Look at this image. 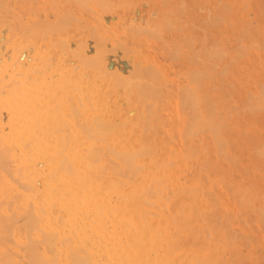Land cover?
<instances>
[{"label": "bare ground", "instance_id": "obj_1", "mask_svg": "<svg viewBox=\"0 0 264 264\" xmlns=\"http://www.w3.org/2000/svg\"><path fill=\"white\" fill-rule=\"evenodd\" d=\"M3 1H5V0H3ZM3 1L1 0V2H3ZM33 1L34 0H32L31 2H33ZM41 1L44 3L43 0H41ZM56 1L53 0L52 2H55V3H57L59 5L60 4L59 2H61L62 0L61 1L59 0L58 2H56ZM71 1H73V3H74V2L79 1V0H71ZM87 1L89 3L91 0H87ZM98 1L100 2V1H103V0H94V1L92 0L90 3L92 5V2L96 3ZM25 2L26 1H24L23 3H25ZM36 2H38V0L37 1L35 0V2H33V3L36 4ZM47 2H49V1H46V5L45 6H47V4H48ZM63 2H66V0L65 1L63 0ZM80 2L82 3V4L80 3L81 6H83L82 8H84V6H86L85 5L86 2L83 3L84 0H80ZM128 2L130 3V0ZM26 3H28V2H26ZM73 3L71 4L72 6H73ZM98 3H96V4H98ZM9 4H10V2H9ZM29 4H30V2H29ZM49 4H51V3H49ZM52 4H53V7H51V8H53L54 11H57V10L54 9V7L56 6V4L55 5H54V3H52ZM52 4L50 6H52ZM164 4H163V7H164ZM169 4H171V3H169ZM31 5H32V3H31ZM61 5H64V3H61ZM68 5L69 4H67V3L65 4V9H66V6H68ZM74 6H75V4H74ZM98 6L99 5H97V9H101V8H102V10H103V8L106 9L105 7H102L101 4H100L99 8H98ZM39 7H41V6H39ZM58 7H60V5ZM70 7L71 6H69V8ZM25 8H27V6ZM48 8H50V7H48ZM69 8H68L67 11H69L71 9V8L70 9ZM28 9H30V7ZM40 9L42 10V8H40ZM65 9L63 11L61 10V14H62V18L61 19L64 20V19H66L67 16H69L65 20V21H67L69 18H71L70 17L71 14H70V12H67ZM86 9H87V7L84 8V10H86ZM89 9H90V7H88V10ZM76 10L78 12L79 9H76ZM76 10L73 7V11L72 12H74V14H75ZM80 10H82V9H80ZM7 11L5 9V12H7ZM9 11L7 13H9ZM24 11H25V9H24ZM48 11H49V9H48ZM64 11H66L68 13L67 16L66 15L63 16ZM89 11H91V10H89ZM89 11L88 12L87 11H84V12L85 13L87 12L86 15H90L93 18L95 13H93V16H92L91 15L92 11H91V13ZM103 11H106V10H103ZM34 12H35V14H37L36 11H34ZM49 12L51 14V10ZM173 12L174 11H172V13ZM31 13L32 12H30V15H32ZM54 13H57V12H54ZM176 13H178V12H176ZM176 13H175V15H177ZM215 13H216V11H215ZM12 14H13L12 16L14 17V12ZM22 14H23V11H22ZM47 14H48V12H47ZM50 14H48L47 17L50 16ZM80 14H77V15H79V17L82 18L81 15L84 14V13H82L81 15ZM185 14H187V12ZM192 14H194V13H192ZM219 14H220V12H219ZM1 15H2V10H1L0 16ZM28 15H29V13H28ZM3 16L6 17V15L3 14L1 16V18ZM7 16H10L11 17V15H7ZM37 16H39V15L37 14L36 17ZM56 16H57V18L59 17L58 14H56ZM190 16H192V15L190 14ZM190 16L188 14V17L189 18H191ZM5 17H4V19H5ZM13 17H12V19H14L16 16L14 18ZM20 17H21L20 15H19V17H16V18H18L17 21L19 23H20V21H19V18ZM32 17L34 18V16H32ZM54 17H52V18H54ZM72 17H74V15ZM171 17H172V15H171ZM52 18L50 20L53 21L54 19H52ZM193 18H192V20H193ZM4 19H2V20L4 22H6V19L7 18L5 20ZM99 19H96V25H97V27H102L103 26L102 24H104V26H103L104 36L106 34H109L108 36L107 35L105 36V37H107V39L110 36H113V37H110V39L111 38H115L117 35L115 36L111 32V29H113L114 27L111 26L112 27L111 28L109 25L106 26L105 25L106 22L103 23V22H101L102 20L100 21ZM169 19H170V17H169ZM176 19H175V21H177ZM198 19L200 20V18H198ZM2 20L0 21L1 22L0 24L1 25L3 24L2 23L3 22ZM8 20H7V23H8ZM15 20H14V22H15ZM50 20L49 21L47 20L48 22H46V23H48L47 24L49 26L48 28H51L49 30L46 27V25L44 26V24H43L46 20L45 21H43V20L39 21V25H40V22H42L41 24L45 28V29H43L41 25L39 26L40 28H37V29H39V31H40L41 28H42L41 30H43V31L45 30V32H43L42 34H41L42 31L41 32H38V30L36 28L33 29V27H35V26H32V24L29 25L30 27H32V29L29 30L28 29L29 26L27 27V24H26V27H27L29 33H30V31L33 32V33L31 32L30 35L31 34L34 35V37L31 36L30 38H32V37L33 38H37V45H39V43H40V40H38V38L41 39L40 37H44V38H45V36L47 37V34H45L47 32H52L53 33V31H52V24L55 23L58 20L57 19L54 20L53 23ZM62 20H59V21L62 22ZM69 20H74V21H72V22H74L72 25H74V24L77 25V23H75L76 22V19L72 18V19H69ZM69 20L66 23H65V21H63L64 24L61 23V22L60 23L59 22H56V23L62 24V25H58V24L56 25L55 24L56 26H55L54 30H57V32L54 31L53 35L55 34V32L56 33H59L63 29L66 31L65 28L67 26H69L68 23L71 22V21L69 22ZM227 20H225V22ZM10 21L11 20H9V22ZM35 21H36L35 23H38L37 20H36V18H35ZM172 21L174 22V19H172ZM217 21H219V20H217ZM32 22H34V20ZM236 22H235V24H237ZM82 23H79V24L81 25ZM92 23L93 22H91V24ZM136 23H137V21H136ZM10 24H13V23L12 22L9 23V26H6V27L10 28ZM18 24H17V26L19 27V25L21 23L19 25ZM49 24H51V25H49ZM66 24H67V26H66ZM165 24L168 26L167 23H165ZM176 24H177V22H176ZM1 25H0V27H1ZM13 25L11 26L12 28L14 27ZM64 25H65V27H64ZM82 25H84V24H82ZM110 25H111V23H110ZM181 25H183V23ZM36 26H38V25H36ZM58 26H61V27H58ZM105 26H106V28L107 27L108 28L106 29ZM133 26L134 25H132V27ZM53 27H54V24H53ZM56 27H57V29H56ZM70 27H72V26H70ZM84 27H85V25H84ZM12 28H10L8 30H11ZM91 28H90V31H91ZM104 28H105V30H104ZM109 28H111L110 29V32L111 33L110 32L108 33V31H107ZM58 29H60V30H58ZM70 29L71 28H69V30ZM80 29H82V26H80ZM130 29H132V28H130ZM12 30H14V28ZM21 30H23V29H21ZM34 30H36V31H34ZM64 30H63V32H64ZM69 30L67 31V33L69 32ZM71 30H70V32H71ZM84 30H85V28H84ZM114 30H115V28H114ZM116 30L118 32V29H116ZM135 30L138 31V28L137 29L135 28L134 31ZM24 31H26V30L24 29ZM24 31H23V33H24ZM86 31L88 32L89 30H86ZM11 32H13V31H11ZM80 32H81V30H80ZM34 33H36V34H39L40 33L41 35H44V36H41L39 34L40 37H35V34ZM92 33L93 34H91L89 36L87 34L88 38H90V36H92L91 39H87L86 37L85 38L87 39V41H91V44L93 43L92 44L93 48L95 47V49H96L97 48V45H98L97 44V38H99V37H97L96 39H94L93 37L97 36V35H95L96 34V31L95 30H92ZM170 33H172V32H170ZM74 34H76V32ZM111 34H113V35H111ZM25 35H27V33H25ZM187 35H189V34H187ZM121 36L119 35L120 39H121ZM5 37H6V35H5ZM25 37L27 38L29 36H25ZM25 37H24V39H26ZM105 37H104V40H102L103 42H105V39H106ZM19 38H15V39H17L15 41L17 42ZM58 38L59 37H57L55 39L53 38L51 40H54V43H56V41H57L58 44H61V43H59L60 41H59ZM92 38H93V40H92ZM101 38H103V35H102ZM117 38H118V36H117ZM137 38L138 37H136V40L139 41ZM11 39L12 38H10L9 41ZM5 40H7V41H5ZM5 40H4L5 41V44H6V42L9 43L8 39H5ZM33 40H35V39H33ZM67 40H65L66 44L64 43V44H61V45L62 46L64 45L66 47L68 45ZM4 41H2V42H4ZM23 41H25V40H23ZM38 41H39V43H38ZM62 41L63 40L61 39V42ZM71 41L73 42V40H71ZM78 41H79V39L77 40V42ZM93 41H95L96 43L93 42ZM116 41L117 40H115V43L118 45L119 42L117 43ZM0 42H1V40H0ZM13 43L15 44V42H13ZM52 43L53 42H51V44ZM94 43H95V45H94ZM101 43H100V45H102V47L103 46L104 47H109V42H108V46L106 45V43L105 44H101ZM124 43L126 44L127 42H124ZM195 43H197V42H195ZM17 44L18 43H16L13 46H16ZM41 44H43V42ZM44 44H43V46L46 45V44L45 45ZM125 44H123V45H125ZM132 44H134V43L132 42ZM137 44L140 45V43H137ZM206 44H205V46H206ZM117 45H116V48H117ZM17 46H16V48H17ZM82 46H83V44H82ZM38 47H39V49H38V51H39L40 50V45ZM47 47H48V45H47ZM83 47L86 48V45L84 44ZM111 47L113 48L112 45H111ZM11 48L16 49L15 47H11ZM67 48H68V46H67ZM87 48L89 50V47H87ZM116 48L114 50L115 51L118 50L119 53L121 51H122L121 53H123V50H125V49H123V50L120 49L119 50V49H116ZM131 48H133V47H131ZM131 48H129V50H131ZM45 49H48V48H45ZM55 49H56V47H55ZM74 49L75 48H72V50H71L72 53L67 54L68 55V58H70L69 55L71 56L73 53L76 52V50L74 51ZM189 49H190V47H189ZM16 50L18 52H20L21 48L16 49ZM43 50L44 49L42 48V50H41L42 52H40L41 54H43V52H44ZM62 50L63 49H61L60 51H62ZM96 50H97L96 58H99L101 56V53L102 52H100V49L99 48H97ZM104 50H105V48H104ZM140 50L141 49H139V51ZM50 51H51V49H50ZM52 51H53V48H52ZM79 51H82L81 50V47H80ZM118 51H116L117 52V55L120 56L121 54H119ZM3 52H5V51H3ZM67 52L69 53L70 50L67 51ZM137 52H134V53H137ZM77 53H78V51L76 52V54ZM83 53H84V51H83ZM88 53H89V56L91 55L93 57V59H92L91 56L89 57L87 55V57H89L88 58L89 60H87V57L85 55H83L82 57H81L80 53H79V55H80L81 58H83L85 56L84 57V59L86 58L85 61H87V63L89 62L90 65H91V62L92 61H96L97 64L99 62V66H97V67H99V70H100L99 73H101L102 69H105L103 67V63H102L103 61L101 59H97L98 61L97 60H94V59H96V58H94V55L92 53L90 54L89 51H88ZM105 53H107V51H105ZM105 53L101 56V58H104L103 56H106V58H107V54H105ZM15 54L17 55V52ZM45 54H48V53H45ZM52 54H53V52H52ZM109 54H110V52H108V55ZM207 54H208V52H207ZM123 55L126 56L127 55V52L125 54H123ZM11 56H13V55H11ZM137 56H139V54ZM202 56L203 55H201V59H202ZM0 57H1V54H0ZM13 57L15 58V55ZM74 57H76V56L74 55ZM108 57H109L108 60L111 62V55L108 56ZM148 57H149V55H148ZM192 57H193V55H192ZM81 58L79 59V57H78L77 59L81 63H84V62H82V59ZM125 58H127V57H123V59H122V55H121V58L120 59H119V57H115V60L116 59H119V60H116V64H117V62L119 63L120 60L122 61L121 63L125 62L124 61ZM143 58H145V57H143ZM205 58H206V56H205ZM205 58H203L204 59V63L202 62V65L205 64ZM2 59H1V62L3 63ZM15 59L17 60V58H15ZM45 59H46V57H45ZM45 59H42V60H45ZM65 59H64V61H65ZM91 59H92V61H91ZM9 61H10V59H8V62ZM79 61H77V62H79ZM106 61L107 60H105L104 62H106ZM126 61H127V59H126ZM209 61H212V60H209ZM37 62H39V61L37 60ZM75 62L76 61H74V63ZM136 62L133 63V65L136 64ZM53 63L55 64V59H54V62ZM56 63L59 64V62H56ZM100 63H102V66L100 65ZM198 63H199V61H198ZM34 64L37 65V63H34ZM38 64H39V66H42L40 64V62ZM57 64H55V65H57ZM97 64L95 62H93L92 65L94 67ZM114 64H115V62H114ZM60 65H62V64L57 65L59 67L58 69H60ZM69 65L71 66L72 64L69 63ZM125 65H126V63H125ZM128 65H129V63H128ZM8 66L9 65L3 66L2 64H0V198H1V195H2V197H5L4 199L3 198L0 199V233H1V242H0V264H160V261H161V264H179V263L181 264L182 262L184 264H223L222 262H224V264H225V262H227V263L229 262L228 264H230V260L232 258L231 259L229 258V261H226V260L225 261H222V259H220V257H219V253L222 254L223 252H221V250L223 251L224 248H222L220 245H218V244H216L214 242V240L217 239V237L220 236V235H218L220 232H218V234H217V232L215 233V236L216 237L214 235H212L213 233L211 234L212 235L211 237H215V239L212 238L213 239V242L215 243V246H213V243H209L208 240L206 242V237H208L209 234L211 233V232L209 233V231L211 229H213V224L214 223L213 222H211V223L208 222V220H207L208 217H209L208 215L211 212L210 211H209V213L206 212L209 209H208V207H206L207 210H205L204 205H203L204 203H203V201L200 200V198L198 197V195H197V199L196 200H198V198H199V200H198L199 202L198 201L196 202V200H194L195 197L193 195L195 194V192H194L195 191L194 189H196L195 186L193 187V190L191 189L192 187L190 188L191 189L190 190L188 188V186L184 185V183L183 184H180L179 185L180 187H177L178 185L176 184L177 186L176 185L175 186L173 185L172 187H175V188L177 187V189L174 188V190H171L173 188L170 187L171 188L170 189V192L171 193H170V192H168L169 191V189H168L169 188V185H168L169 183L166 182L167 183L166 186H167L168 191L166 190V187H164L163 184H161V181L162 182L164 180H168L169 181V178L168 177H170V178L172 177V176H169L170 171L173 172V174H172L173 175V178L172 179H175L176 181L178 180V182H179L178 176L182 174L181 173L182 170L179 171L178 168L184 169L187 166V169H188L189 164H191V165L194 164L193 163L194 161H191V160H194V158H192L190 160V156L189 155L193 156L194 154H197L196 151H194V153L192 154V152H190L189 150H187V147H188L187 145L185 146L186 148L183 147L181 149H180V147L177 148V147L173 146V143H171V141L168 140V139L173 140V134H170V131L172 130L170 127H169V129H170L169 134L170 135H168V134L165 135L166 133L165 134H161V132H160L161 127H159L160 129L157 130L158 133L160 132V134L162 136L165 135V136H168V138H166V141L163 142L165 140V138H164L165 136H163V139H162V137H160V134H158L159 135L158 138H160L159 141L161 142L159 144H162V145L156 144L157 146L154 147V151L155 152H153L152 151L153 148H152V144H151L152 143V140H151L152 139V136H151L152 133L151 132L153 130H155L156 128L151 123L150 125L152 127H154L155 129H151L152 131H149V129H148L149 128L148 122L149 121L152 122L151 120H149V119H151L150 117H149V119H148V117H146L147 119L144 118L143 115H142V117H140L138 114H140L141 112H139V113L137 112L138 114H136V116H134V114H132L131 115L132 117H131L130 115L128 116V114H126L127 111H125L126 113H124V112L121 111V108H119L117 106H114V105H112L113 108H108L107 107L108 109H106V107L102 104L103 107H101L100 109H99V107L98 108L96 107L98 109V111L96 112V110H94V108L92 107L96 103H93V102H91L90 99H88L92 103L90 105L89 104L90 102L86 100L87 97H89V95H90L89 91L91 89L90 90L87 89L86 92H88L89 94L87 93L88 96L83 97L85 99V103L87 102L86 104L87 105L88 104L90 105L89 107L86 108L85 107L86 105L85 104L84 105L82 104L84 102V99L80 97L81 95L79 96L77 94V85L78 84L77 85L75 84L76 86H73L74 84L71 85L70 84L71 81H72L71 79H70V83H68V82L67 83H62L61 82L60 84H58V82H60V81L59 80L57 81V79H60L61 78V74H57L58 77L57 78L56 77L54 78V76H52L53 72L50 71L49 73L50 74L52 73L51 76H50V74L47 73L46 70L45 71H42L45 68L44 65H43L44 68H40L39 70L42 69L41 71L43 72V75H44V73H47V76L50 77V78L47 77V79H49V81L46 80V78L44 79V77H41L43 75L41 73H39V72H38V74L39 75L41 74L40 77L38 76V74L36 72L37 75H33V74H35V73H33L32 74L33 76L31 75L32 78H29V76L26 75L27 74L26 72L20 73V70L15 71L14 69H12V67H8ZM47 66H49V65H47ZM113 66H111V67H113ZM150 66L153 67V65H150ZM188 66H187V68H188ZM200 66H197V67H200ZM101 67H103V68L101 69ZM125 67H127V66H125ZM132 67H129V68L132 69ZM197 67H196V70H198ZM18 68L20 69L22 67L17 66V69ZM83 68H85L84 64H83ZM87 68L88 67H86V69ZM107 68H108V66H107ZM117 68H118V66H117ZM137 68L138 67H136V69ZM77 69L74 70V72L73 71L72 72L73 73L77 72ZM95 69H96V67H95ZM123 69H124V67H123ZM127 69L128 68H126V70ZM145 69H149V67L148 68H144L143 72L145 71ZM150 69H151V67H150ZM153 69H154V67L152 68V70ZM28 70L29 69H27V71ZM56 70H57V67H56ZM68 70H70V69H67V71ZM97 70H98V68H97ZM115 70H116V68H114V70H112L114 72L110 71L112 73H110V72L109 73L110 74H113V73L116 72V74H113V76H115V75L119 76V74H118L119 72H117ZM137 70L139 71V69H137ZM152 70H149L148 72L150 73V71H152ZM199 70H201V67L199 68ZM207 70H208V68H207ZM89 71L87 73H89ZM211 71H213V70L211 69ZM211 71H210V73H211ZM127 72H129V71H127ZM132 72H134V71H132ZM139 72H141V71H139ZM148 72L146 71V72L143 73L144 75L146 74V76L149 77V78H144V79H143V76L144 75H142V78H141V76H140L141 74L136 72L138 75L139 74L140 75H139L138 78H137V75H134V77L137 78V80H135V78L133 77V79L135 80V84L136 83H139V81L142 79V82H143L142 85H146L145 88L150 87V84L149 83H151V80H152L153 77L155 78V76H154L155 73L152 72V74L151 73L149 74ZM56 73H57V71H56ZM79 73H80V71L78 69V72L76 74L78 75ZM109 73H108V75H109ZM124 73H126V72L124 71ZM124 73H122V75ZM136 73H133V74H136ZM156 73H157V71H156ZM194 73H196V72H194ZM67 74H68V72H67ZM90 74L91 73H89V75L88 74L87 75H88V77L91 78L92 76ZM98 74H97V76H98ZM77 75L74 74V76H76L75 78H77V77L79 78V76H77ZM103 75L106 76L105 73H103ZM128 75H130V73ZM128 75L124 74V77L125 76H128ZM148 75H150V76H148ZM157 75L159 76L158 73L156 74V76ZM193 75L195 77H197V75H195V74H193ZM193 75H191V73H190V76L189 75L188 76L191 77ZM59 76H60V78H59ZM66 76H68V75H65V77ZM93 76H95V75H93ZM146 76H144V77H146ZM68 77H70V76H68ZM124 77L122 76L123 79H124ZM189 77H188V79H189ZM211 77H212V75H211ZM213 77H216V74ZM107 78H105V79H107ZM113 78H115V77H112V79ZM116 78L114 79L115 81H116ZM197 78L195 79L193 77L192 80L190 78L189 81L192 82V83L194 82L193 84H195V80H201V81H199V84H202L204 82L202 77H201V79H199L200 77L198 79ZM217 78L220 79V77H217ZM52 79L53 80L55 79V81L57 83L55 81L54 82H55V84H58V85H55L54 82L52 83L51 82V81H53ZM147 79H149L150 81L148 80V82H146V84H145V81ZM193 79H194V81H193ZM87 80H89V79H87ZM114 80H112V81H114ZM130 80H131V78H130ZM143 80H145V81H143ZM206 80H208V79H206ZM96 81H97V79H96ZM112 81L109 82L110 84L108 83L109 86L111 85V82ZM115 81H114V83H115ZM125 81H126V78H125V80H123V82L125 83ZM98 82L97 83L100 85V82L101 81L99 80ZM118 82H120V80ZM153 82H154V80H153ZM153 82L151 84H153ZM155 83H157V82L155 81ZM196 83H198V81H196ZM208 83L212 84L211 81H209ZM108 84H107V86H108ZM116 84H117V87L120 86L119 85L120 83H117V81L113 85L116 87ZM121 84H123V83L121 82ZM218 84L220 85V83H218ZM104 85H105V82H104ZM123 85H125V84H123ZM181 85H183V83ZM87 86L89 88H92V89L94 88V85L92 83H90V82L87 84ZM131 86L134 87L133 85H130V87H128V89L130 88L133 91V89L131 88ZM154 86H157V85H154ZM183 86L181 87L182 89H180V87H178V89L181 90L180 91L181 93L184 90L185 92L184 91L183 92L187 95V92L189 90L187 89L188 90L187 91L185 89L186 86H184V88H183ZM199 86H200L199 89L201 91V89H202L201 86L202 85H199ZM204 86H206V84ZM204 86H203V88L206 90V88ZM135 87H136V85H135ZM141 87L142 86H140L138 84L137 88H135V89H139ZM151 87H150V89H151ZM100 88H102V86ZM119 88L120 89H118L117 92H119V90L121 92V89H122L121 86ZM158 88H160V87H158ZM108 89H109V87H108ZM147 89H146V92L148 91ZM195 89H196V91H195ZM208 89H210V88H207V90ZM127 90H126V92H127ZM152 90H153V88H152ZM197 90L198 89L196 87H193V91L191 90L192 93H190V94H193V93L197 92ZM207 90H206V92H207ZM81 91H82V89H81ZM93 91H94V89H93ZM110 91H109V94H111ZM202 91H203V93L201 95L199 94L200 96H202V97L199 98V100L196 99V98H198L199 95L197 97L195 96V98L193 97L194 99H196V102H198V103L195 104V102L193 101L194 102V106H197V104H202L201 102H203L202 101L203 95L206 98V95H207V94H205L206 92H204L203 89H202ZM209 91H211V90H208V93H209ZM129 92L130 91L127 92V95H128ZM136 92H135V94H136ZM214 92L215 91L213 90V93ZM106 93H107V91H106ZM138 93L139 92H137V94ZM145 93H143V94L145 95ZM150 93H147V95H145L147 97L146 98L143 97L142 100L143 99L146 100L147 98H149L148 95L149 96L150 95H154V94H150ZM184 93H183V95H181L179 97V99L182 96H184ZM210 93L213 94L212 92H210ZM123 94L120 93L119 94L120 97H122L121 95H123ZM133 94L134 93H130L129 94V98H130V95L132 96ZM220 94H221V92H220ZM117 95H118V93H117ZM127 95H126V93L124 94L125 98H126ZM209 95L210 94H208L207 96H209ZM140 96L142 97L143 95L141 94ZM140 96H139V98H140ZM154 96L157 97L156 94ZM218 96H221L222 99L224 97V96L222 97V94L221 95H218ZM90 97H91V95H90ZM133 97L135 98V95ZM136 97H137V95H136ZM150 97H152V96H150ZM213 97L214 96H210V99L213 98ZM215 97H216V95H215ZM185 98H186V96H185ZM187 98H186V100H187ZM217 98H219V97H217ZM114 99H117L116 96H115V93H114ZM121 99L123 100L124 98H121ZM121 99H118V100L122 101ZM118 100H117V103L120 102V101L118 102ZM142 100H140V101H142ZM145 100H143L142 102H140L137 99V102L136 103H139L140 102L141 104H143V107H145L144 105H146L145 103H147V102H145ZM152 100L149 99V101H150L148 103L149 105H151V103H152L151 101ZM188 100H189V98H188ZM220 100L221 99H219L217 101H220ZM125 101H124V103H125ZM132 101H134L133 98H132ZM180 101H182V99ZM204 101H205V99H204ZM214 101H215V98H214ZM217 101H216V103L214 102L215 104H213V103L212 104L213 105H216V104L218 105V102ZM74 102L77 103V104H79V105H81V111H82L81 114L80 113L76 114L72 110V108H71L72 105L75 106L73 104ZM101 102H105V99L103 98L101 100ZM183 102H185V101H183ZM188 102H190V101H188ZM188 102H187V104H188ZM122 103H123V101H122ZM128 103H129V101H128ZM219 103H223V102L221 101ZM98 104H99V102H98ZM187 104H186V107H188ZM252 105H254V104H252ZM201 106H203V105H201ZM250 106L249 107L246 106V107L250 109L252 107V106L251 107ZM149 107H150V109H149ZM149 107H148V109L152 113V111H154L155 108L153 107V109H152V106H149ZM204 107H207V110H208V108L210 106H207V105L205 106V104H204ZM134 108H137V107H134ZM139 108L140 107H138L137 109L139 110ZM163 108H164V106L162 107V109ZM189 108H190V106H189ZM213 108H215V106ZM145 109L148 110L147 108H145ZM151 109H152V111H151ZM193 109H194V111L196 110L195 107ZM199 109H198V111H199ZM210 109H211V107H210ZM123 110H125V109H123ZM158 110H159V107H158ZM177 110H178V108H177ZM189 110H191V109H189ZM228 110H230V109H228ZM99 111H101V112H104L105 111L108 114V116H109L108 118H112V120H114V126H112L110 128H106L105 125L99 127L96 124H94L92 122V117H94L96 119H100L101 118V112L99 113ZM145 112H143V113H145ZM154 112H157V110L154 111ZM178 112H180V110H178ZM196 112H197V110H196ZM219 112H221V111H219ZM89 113H90L91 117H90ZM149 113H148V115H147V113H145L146 116H152V115H149ZM197 113H199V112H197ZM235 113H236V115L238 114L237 112H235ZM145 114H144V116H145ZM184 116H186V115H184ZM210 116L212 117V114ZM196 117H198V115H196ZM102 118H104V117H102ZM158 118H159V116L157 115V119ZM185 118H187V116ZM189 118L190 117H188L187 120ZM199 118H197V119H199ZM205 118H206V120H209L208 121L209 123L212 122L211 119H207V116ZM231 118H233V117H231ZM41 119L43 120V123H40V120ZM163 119H165V118H163ZM184 119H183V122H181V123H180V120L179 119L176 118L175 120L182 125L185 122ZM214 119L215 118H213V121H217V124L220 123V122H218V120H214ZM175 120L173 121L174 122V127H175L176 124H178V123H176ZM190 120H192V119H190ZM206 120H204L203 122H205ZM96 121H99V120H96ZM199 121H200V119H199ZM199 121H198V124L197 125H199L200 123H203L201 121L199 123ZM234 121H235V119H234ZM101 122H103V121H101ZM168 122H169V120H168ZM230 122H232V121H230ZM236 122L237 121H235V123ZM260 122L262 123L261 120H260ZM171 124H172V121H171ZM195 124L196 123L193 122V125L192 126H194ZM234 124H231V125H234ZM250 124H253V123H250ZM186 125L184 124V125H182V127L184 126V130L189 131L190 128L188 129ZM197 125L194 126V127H196V128L199 129L200 126H197ZM229 125H230V123H229ZM146 126H147L148 132H150L149 133L150 135L148 134L149 136L144 133V131L146 129ZM177 126H179V124ZM204 126H202V127H204ZM211 126L214 129V131L216 130V132H213V133H216L217 134L218 128H216L213 125H211ZM221 127L222 126L220 125V128ZM164 128L162 130H164ZM204 129L206 130V128H204ZM227 129H229V128H227ZM227 129H226V131H227ZM180 130H179V132H180ZM102 131L105 132V133L103 132L104 135L101 134ZM172 131L174 132L175 130H172ZM234 131H236V128H235ZM156 132L153 131V137L156 136V135L154 136V134H156ZM192 132H193V127H192ZM192 132H191V134H192ZM211 132H210V134H211ZM219 132H220V134H217V135L215 134L216 135V138L215 139H217V136L218 135L219 136H225L226 135V133H225V135H223V132H225L224 129H222V135H221V131L220 130H219ZM186 133H187V136H188V132H186ZM195 133H197V132L194 131L193 136L194 135L196 136ZM227 133H229V132H227ZM234 134H236V133H234ZM238 135H241V134H238ZM219 136H218V139H219ZM229 136H230V133H229ZM198 137H200V136H198ZM158 138L156 136V139L157 140L155 139L156 140L155 142L158 141ZM177 138H178V133H177L176 138H174V139L176 140ZM221 140H218V141H221ZM98 142H99V144H98ZM172 142L175 143V141H172ZM178 142L181 143V141H178ZM211 142L212 141H210V143ZM222 142H223V140H222ZM170 143L172 144L173 147L171 146ZM226 143L229 144L227 141H225V143L223 142V144H226ZM249 144H250L249 148L251 147V149L253 148L251 146V144L252 145L253 144L255 145V143L254 142L252 143V141ZM195 145H199V144H195ZM206 145L208 146L209 143L206 144ZM211 145H213V144H211ZM216 145H218V144H216ZM246 145H247V143H246ZM246 145H245V147H246ZM160 146L161 147L163 146L162 147L163 149ZM226 146L228 147V145H226ZM257 146H259V145H257ZM257 146H255L254 148L257 149V150H260V149H258ZM158 147H160V152L159 151H156V150L159 149ZM174 147L177 148V149H175ZM194 147H197V146H194ZM221 147L223 148V146H221ZM201 148H203V147L201 146ZM255 149L254 150L252 149L251 152L253 153V151H255ZM205 150H207V148ZM257 150H256V152H257ZM149 151L152 152V157L150 155H148ZM230 151H232V150H230ZM259 152H261V151H259ZM111 153H112V155L114 154L115 157H117V158L115 159L111 155ZM223 153H224V151H223ZM203 154H205V153H203ZM203 154H202V156H203ZM206 155H207V152H206ZM233 155H234V153H233ZM257 155H259L258 152H257ZM109 156H110V158L112 157L111 159H115V160H118V161H119L118 158H120L121 160L119 162H121L122 165H123V163H125L127 165L126 169L128 168L127 170H129V173L134 174V178L136 177V179H137V180L134 179L133 176L131 174H129V175L132 176V179L130 178L129 180H133V182L136 180L135 181L136 184L139 182V184H137V185L135 184V182H134V185H132L133 184V182H132V184H131L132 186H131L130 185V181L128 180V183H129L130 186H128V185L124 186L123 184H125V183H123L122 186L121 185H118L120 188H116V189H118L119 195L122 196V197H125L126 196L125 198H128V199H125V200H128V201H125V202L119 201L120 204L117 207H110L112 205L109 206V204H107V201H106V199H107V197H106L107 196V193L104 191V188L107 187V184H108L109 180L107 179V176H105L106 173H104L103 170L105 169V167L108 166L107 168H109V167H111L113 165L110 166V165H108L109 163H107L105 161H104L105 164H103V161L102 160H104V159L106 160L107 158H109ZM260 156H262V155L260 154ZM196 157H195V159H196ZM228 157H229V155H228ZM199 158H200V156H199ZM259 158L257 157L258 160H259ZM230 159H233V158L232 157H229V161H231ZM110 160H109V162H110ZM115 160H114L115 163H119V162H116ZM201 160H202V158H201ZM114 162H112V164ZM198 162H199V160H198ZM209 162H210V160H209ZM209 162L206 161V163H209ZM121 163L119 165H121ZM202 163H203V160H202ZM202 163L200 161V164H202ZM206 163H204L202 165L206 166L207 165ZM196 164L198 165V163H196ZM119 165L117 164V166H116V164H115V166L117 167L116 170L114 169V168H116L115 166H114V168H111L112 170L113 169L115 170L114 173H116V171H118V169H119L118 166ZM197 165H195V166H197ZM172 166H174V169L172 168ZM214 166L216 167V165H214ZM27 167H30L31 169L30 168L29 169L32 170V172L31 171H27ZM103 167H104V169H103ZM169 167L171 168V170L168 169ZM197 167L199 168V166H197ZM210 167H212V166H210ZM194 168L197 169L196 167H194ZM111 169L110 168L107 169L108 170V174L109 173H112L113 174V172H109ZM195 169H193V171ZM203 169L204 168L202 167L201 170H203ZM201 170L199 168V171L200 172H201ZM205 170L207 171V168ZM193 171H192V173H193ZM211 171H209V172H211ZM101 172L103 173V175L99 174ZM202 172L205 173V171H202ZM122 173L124 174V172H122ZM126 173H128V172L126 171ZM213 173H214V171H213ZM215 173H217V175H218V172H215ZM32 174H34L35 176L32 175ZM117 174H115V175H117ZM123 174H122V176H123ZM194 174L196 175L197 173L194 172ZM37 175H43V180L44 181L42 182V187H40V188H39L38 185L41 184V182H39V180H37ZM210 175H211V173H210ZM104 176H105V178H103ZM118 176H120V175L118 174ZM131 176H129V177H131ZM199 176L202 177L203 174H202V176L199 174ZM199 176H197V178L200 180ZM204 176H206V175H204ZM108 177H109V175H108ZM193 177H196V176H193ZM219 177L220 176L218 175V178ZM207 178L208 177L206 176V181L209 179V178L208 179ZM40 179H42V178H40ZM106 179H107V182H106ZM109 179H111V178L109 177ZM116 179L117 178L114 177V182H115ZM124 179H125V177H124ZM112 180H113V176H112ZM120 180L121 179H119V180L117 179L116 181L119 182ZM122 180H123V178H122ZM159 180H161L160 183L158 182ZM219 180H220V178H219ZM206 181H205V184H206ZM227 181H230V180H227ZM172 182H173V180H172ZM178 182H176V183H178ZM214 182L215 181H213V183ZM113 183L111 185L109 184L108 187H111L113 185ZM158 183L161 184V186ZM198 183H200V184L203 183L202 182V179ZM172 184L173 183H171V185ZM113 186H116V184L113 185ZM201 187H204L203 184L201 185ZM113 188H115V187H113ZM187 188H188L189 191H187ZM185 189H186V191H185ZM151 191L153 193L152 194L153 196L151 195V198L154 197V199H155V201H154V199L153 200L151 199L153 202L152 201L149 202V194L151 193ZM5 199H6V202H4ZM208 199L209 198H207V200ZM117 200L118 199H116V201H115L116 203H117ZM52 205H55V207L57 206V208L59 210L63 211L64 213H62V214H65L64 215L65 217H59V215L57 214L56 210L54 209L53 212L56 213V215H55L52 212V209H51V206ZM212 207H214V206L212 205ZM212 207H210V208H212ZM212 210L214 211V209H211V211ZM151 211L152 212L154 211V213L156 212V214H153L154 220H155V217H157V216L160 217L159 221H158V218L159 217H157V219H156L157 222L156 223H155L156 220L155 221H152L153 218L151 219V216H150V212ZM114 214H116V215H114ZM206 214H208V215H206ZM211 214L213 215V212ZM155 215H157V216H155ZM205 215H206V217H205ZM223 217H224V215H223ZM211 218H213V217L211 216L210 219ZM167 224H169V226H166ZM210 225L212 226L211 228H209ZM217 228H215V231H216ZM170 230L173 231V232L175 231V233L176 232H181L180 235L182 234L183 236H181L180 240L179 239L177 240L175 238V236H176L177 233L174 234ZM196 230H199L200 231V232L198 231L199 234L197 233L199 236H201V234H200L201 232L204 234L201 237H203L202 238L203 240L205 239V241H204L205 243L202 242L203 241L202 239H200L201 240V243H202V244L200 243L201 246L198 245L199 243L198 244L196 243L197 240H199V237H197L198 235L196 237H194V238H197V240L191 239L192 238L191 235H193L192 233L195 234L194 231H196ZM207 230H209L208 231V233H209L208 236L205 235V231H207ZM221 230L222 229H219L218 231H221ZM213 231H214V229H213ZM157 233L158 234L159 233L162 234V236H163L162 237V243H159V242L156 243V241H155L154 238H155V235ZM158 234H157V236H158ZM225 234H227V233H224L223 232L222 236H224ZM180 235L178 234L179 237H180ZM235 235L237 236V234H235ZM225 236H226L225 237V240H227V238L229 236L228 235H225ZM211 237L209 236V240H210ZM217 240L220 241L221 239L219 240V238H218ZM190 241H194L193 244H195V245L193 246V248L195 246L197 248H200L197 251V253L195 251L197 249H195L194 252L193 251L190 252L188 255H184V254H182L179 251H175V249L177 247L175 243L180 244V246L182 245L183 248L184 247H187L188 248L187 242H190ZM198 242H200V241H198ZM221 242H223V241H220V243ZM146 246H148L147 249H150L151 248L150 249L151 251L147 250L145 248ZM226 246L227 245H225V248H226ZM227 247H228V249H231L232 248L233 249V250H231V251H233L232 253L235 252V255L236 256L238 255V251L236 250L238 248H235L234 247L235 248L234 249L233 246L231 248H229V246H227ZM226 251H224V252H226ZM235 255L233 257H235ZM231 256L232 255L230 254V257ZM243 261H244V259H243ZM231 262H232V260H231ZM234 262L236 264V261H234ZM237 264H243V263L242 262L241 263H238V261H237Z\"/></svg>", "mask_w": 264, "mask_h": 264}, {"label": "rangeland", "instance_id": "obj_2", "mask_svg": "<svg viewBox=\"0 0 264 264\" xmlns=\"http://www.w3.org/2000/svg\"><path fill=\"white\" fill-rule=\"evenodd\" d=\"M24 1H26L28 3H26V2L23 3ZM31 1L32 0H22V1L21 0L20 1L19 0L18 1L17 0H9V1L5 0V1L1 2V0H0V8H1L0 9V13H1V10H2V15L3 14L6 15V17L3 16L2 18H1V16H2L1 15L0 16V21L2 19H4V17H5V19L7 18L6 22H4L2 20L3 24L2 25L0 24L1 27H2V28L0 27V36H1L0 37V40H1V42H0V48H1L0 52L1 53L0 54H1V57L3 58L2 59L0 57V64H2L3 66L9 65L8 67H12V69H14L15 71L20 70V73L26 72L27 73L26 75H28L29 78H32L33 75H37L38 72L43 75L42 71H45V70H46L47 73H49L50 71L53 72V74L52 73L51 74H52V76H54V78L58 77L57 74H61V78L59 76L60 79H57V81L58 80L60 81V82H58V84H60L61 82L62 83H67V82L70 83V79L72 80L71 83H70L71 85L74 84L73 86H76L78 84L77 85V94L79 96L81 95L80 97L83 98V97L88 96V94L90 93L91 97L89 95L90 98L87 97L86 100L89 101L88 99H90L91 102L96 103L95 105L92 106L94 108V110H96V112L98 111L97 108L99 107V109H100L101 107H103V105L106 107V109L113 108L112 105L117 106V107L121 108L122 112L126 113L125 111H127L126 114H128V116L129 115L131 116L132 114H134V116H136V114L141 112L140 113L141 115L138 114L140 117H142V115H143L144 118H146V117H148V119H149V117L151 118L149 120H151L152 122H150V121L148 122L149 131H152L151 129H155L156 128L155 130H153V131L156 132L157 130L160 129L159 127H161V130H160L161 134H165V133H166L165 135L173 134V140L168 139V140L171 141V143H173V146H175L177 148L180 147V149H181L183 147L186 148L185 146L187 145L188 146L187 150L192 152V154L194 153V151H196L197 154H194L193 156H191V155H189V156H190V160L192 158H194V160H191V161H194L193 163L195 165H197L196 163H198L197 166H199L200 170L202 169V167L204 168L203 170H201V172L199 171V168L197 166H195L194 164L193 165L189 164V166L190 165L191 166L190 167L188 166V169H187V166L184 169L178 168L179 171L182 170V172H181L182 174L178 176L179 182H178V180L176 181L175 179H172L173 178V175H172L173 172L172 171H170V173H169V176H172L171 178L168 177L169 181L168 180H164L162 182L161 180H159L158 182L160 183V181H161V184H163V186L166 187V190L168 191V189H169L168 192H170V189H171L170 187H172L173 185L175 186L176 184L178 185V186L176 185L177 187H180L179 185L184 183V185L188 186L189 189L192 187L191 188L192 190H193V187L195 186V188L197 190L194 189L195 190L194 191L195 194L193 195L195 197V198L193 197L194 200L197 199V195H198L200 200L203 201V203H204L203 205H204L205 210H207L206 207H208V209H209L206 212H208V213H209V211L211 213L213 212V215L211 213L209 215L208 214H206V215L209 216L208 219H207L208 222L209 223H211V222L214 223L213 224L214 231H213V229H211V230L209 229L210 231L209 230L205 231V235L208 236V234L211 232L209 234V236L211 237L212 235L215 236L216 232H217V234H218V232H220L218 234L220 236L217 237V239L219 238V240L221 239L220 241H223V242L220 243V241L215 239L216 236L215 237H211L210 240H209V236L208 237L205 236L206 237V242L208 240L209 243H213V246H215V243H216V244L220 245L222 248L225 249V250L223 249V251L221 250L222 248L220 249L221 252H223L222 254L219 253V257H220V259H222V261H225V260L229 261V258L230 259L232 258L231 259L232 262L230 260V264H235L234 261H236V264H237V261H238V263L242 262L243 264H264V162H263L264 161V159H263L264 158L263 157L264 156V0H161L162 2L160 0H130V3L128 2L129 0H103V1H100V2L98 1L99 3L96 2L98 4L92 2V5L90 3L92 0L89 3H88L87 0H84L83 3L86 2L85 3L86 6H84V8L87 7L86 10H84V8H82L83 6H81L82 3L80 2V0L76 1L74 3L71 0H66V2H63V0L62 1L60 0L61 1V2H59L60 3L59 4L60 7H58L59 5L57 3L52 2L53 0L52 1L51 0H43L45 4L41 0H38V2H36L37 5L35 3H33V2H35V0L33 2H31ZM46 1H49V2H47L48 3L47 6L50 7V8L45 6L46 5ZM58 1L59 0H57L56 2H58ZM70 1L73 3V6L71 5L72 3ZM9 2H10V4H9ZM29 2H30V4H29ZM31 3H32V5H31ZM49 3H51V4L54 3V5L56 4L54 9L57 10V11H54L53 8H51V7H53V4H52V6H50L51 4H49ZM61 3H64V5H61ZM66 3L69 4V5L66 6V9H65V4ZM169 3H171V4H169ZM74 4H75V6H74ZM100 4H101L102 7L106 8V9L103 8V10H106V11H103L102 8L101 9H97V5L100 6ZM163 4H164V7H163ZM25 5L27 6V8H25L26 7ZM39 6H41V7H39ZM69 6H71L70 7L71 9L69 8ZM99 6H98V8H99ZM29 7H30V9H28ZM73 7H74L75 10L79 9L78 12L76 10L75 14H74V12H72L73 11ZM88 7H90L89 10H91L92 13H91V11L88 10ZM4 8L6 9V11L10 10L9 13H7L8 11L5 12ZM40 8H42L43 11ZM68 8L71 11L70 10L67 11ZM24 9H25V11H24ZM48 9H49V11L51 10V14L48 11ZM64 9L67 12H70V14L72 16L74 15V17H72L70 15L71 18H69V19H72V18L76 19L75 23H77V25H75V24L72 25L74 23L72 21H74V20H69L68 19L69 22L71 21L70 22L71 24L68 23L69 26H67V24H66V26H67L65 28L66 31L62 28L64 30V32H63V30H61L59 33H56L57 30H54V28L58 24L56 22H59V23L61 22V21H59V20H62L61 19L62 18L61 10L63 11ZM80 9H82V10H80ZM52 10L54 12H57V13H54ZM214 10L216 11V13L217 12L218 13L216 14ZM22 11H23L24 15L22 14ZM34 11H36V13L40 17L39 16L36 17L37 14H35ZM66 11H64L63 16H65V15L67 16L68 15V13ZM84 11H87V12L89 11L92 16H93V13H95L94 17L92 18L90 15H86L87 12L85 13ZM172 11H174L173 12L174 14L172 13ZM11 12L12 13L14 12V17L15 16L19 17V15L21 16L20 17L21 19L19 18V21H20L21 24L17 21L18 18H16V17L14 18L12 16L13 14ZM27 12L29 13V15H28ZM30 12H32L31 13L32 15H30ZM47 12H48V14H50V16H48V17H47V15H48ZM176 12H178V13H176ZM186 12H187V14H185ZM219 12H220V14H219ZM80 13L81 14L84 13V14L81 15ZM175 13L177 15H175ZM192 13H194V14H192ZM56 14H58V16H59L58 18L56 16ZM77 14H80L83 19L81 17H79V15H77ZM188 14H189V16H190V14L192 15V16H190L191 18L188 17ZM7 15H11V17L7 16ZM171 15H172V17H171ZM32 16H34V18ZM12 17L14 19H12ZM52 17H54V18H52ZM67 17H69V16H67ZM67 17H66V19H67ZM169 17H170V19H169ZM35 18H36L38 23H35L36 22ZM51 18L54 19V20L57 19L58 21L53 23L54 20L53 21L50 20ZM192 18H193V20H192ZM198 18H200V20ZM8 19L11 20V21L9 22ZM66 19L62 20L61 23L64 24L63 21H65ZM96 19H99L100 21L102 20L101 22H103V23L106 22L105 23L106 26L109 25L110 27L111 26L114 27L115 30H114V28L111 29L112 28L111 27L107 31L109 33L110 29H111V32L115 36L117 35L118 38L116 36L115 38H111L110 39V37H113V36H110L108 38L109 39L108 40L107 37H105V36L106 35L108 36L109 34H106L104 36V33H103L104 24H102L103 25L102 27H97ZM172 19H174V22L172 21ZM175 19L177 21H175ZM7 20H8V23H7ZM14 20H15V22H14ZM33 20H34V22H32ZM38 20L39 21H41V20L45 21L46 20L43 24H44V26L46 25L47 28L49 26L47 25L48 23H46V22H48L50 20L54 24V27H53V24L51 23L52 24V31H53V33H54V31H56L55 32L56 35L55 34L53 35L52 32H47V33H45V34H47V37L46 36H45V38L44 37H40V35L43 32H45V30L43 31L41 29L42 28L45 29V28L41 24L42 22H40V25L42 26V28L40 29V31H39V29H37V28H40ZM217 20H219V21H217ZM225 20H227V21L225 22ZM67 21H65V23ZM136 21H137V23H136ZM11 22L14 25L10 24V28H12L11 26L13 25L14 26L13 27L14 30H12L13 28L11 30H8L10 28L6 27V26H9V23H11ZM91 22H93V23L91 24ZM176 22H177V24H176ZM235 22L237 24H235ZM79 23L84 24L85 27H84V25H82V24L80 25ZM110 23H111V25H110ZM165 23H167L168 26ZM182 23H183V25H181ZM17 24L19 25V27L17 26ZM26 24H27V27L30 24H32V26H35V27H33V29L36 28L38 30V32L42 31L41 34L39 33L40 35L34 33L35 37H40L41 38V39L38 38V40H40V43L38 41V43L40 45V50L39 51H38V49H39L38 46L39 45H37V38H33L34 35H32V34L30 35V33L32 31H30V33L28 31V29L31 30L32 27L29 26L28 29H27ZM51 24H49V25H51ZM36 25H38V26H36ZM58 25H62V24H58ZM79 25L82 26V29H80ZM132 25H134V26L132 27ZM70 26H72V27H70ZM106 26H105V28H106ZM58 27H61V26H58ZM64 27H65V25H64ZM89 27L90 28L92 27L91 31H90ZM69 28H71V29L73 28L72 30L70 29L71 32H70ZM84 28H85V30H84ZM105 28H104V30H105ZM130 28H132L133 30L130 29ZM135 28L136 29L138 28V31L137 30L134 31ZM21 29H23V30H21ZM24 29L26 31H24ZM49 29H51V28H48V30ZM56 29H57V27H56ZM60 29H58V30H60ZM116 29H118L119 33L117 32ZM68 30H69V32L67 33ZM80 30H81V32H80ZM86 30H89V31L87 32ZM92 30H95L96 31L95 35H97V36H95L93 38L94 39H96L97 37L100 38V39L97 38V44H98L97 48H99L100 52H102L101 56L105 53V51H107V53H105V54H107V58H106V56H103L104 58H101V56L99 58H96V53H97L96 49L97 48L96 49H95V47L93 48V46H92L93 43L91 44V41H87V39H91V37H92V36H90V38H88V36L94 33V32L92 33ZM11 31H13V32H11ZM23 31H24V33H23ZM34 31H36V30H34ZM75 32H76V34H74ZM170 32H172V33H170ZM25 33H27V35H25ZM23 34L25 36H29V37L26 38ZM87 34H88V36H87ZM113 34H111V35H113ZM187 34H189V35H187ZM5 35H6V37H5ZM61 35L62 36L64 35V36L62 37ZM102 35H103V38H101ZM119 35L120 36L122 35L121 39H120ZM23 36L26 39H24ZM31 36H33V37L30 38ZM41 36H44V35H41ZM57 37H59L58 38L59 41H60L59 43H61V44H64V43L66 44L65 40L68 39L67 40L68 48H67V46L65 47L64 45L62 46L61 44H58L57 41H56V43H54V40H51V39H53V38L55 39ZM104 37L107 39V40L105 39V42L102 41V40H104ZM136 37H138L137 39L140 42L136 40ZM10 38H12V39L9 41ZM15 38H19L17 42L15 41V40H17ZM93 38H92V40H93ZM5 39H8L9 43L6 42V44H5V41H7ZM33 39H35V40H33ZM61 39L63 40L62 42H61ZM78 39H79V41L77 42ZM114 39L117 40L116 41L117 43L119 42L118 45L115 43ZM23 40H25V41H23ZM69 40L70 41L73 40V42L72 41L70 42ZM2 41H4V42H2ZM13 42H15V44L18 43L17 44L18 46L16 45L17 48H16V46H13V45H15ZM42 42H43V44L45 43L46 45L44 44L45 46H43V44H41ZM51 42H53V43L51 44ZM93 42H95V41H93ZM108 42H109V47L110 48L103 46L105 48V50H104V48L102 47V45H100V43L101 44H105L106 43V45L108 46ZM124 42H127V43L125 44ZM132 42L134 44H132ZM195 42H197V43H195ZM95 43H94V45H95ZM137 43H140V45L137 44ZM82 44H83V46L85 44L86 48L83 47ZM115 44L117 45V48H116ZM123 44H125V45H123ZM205 44H206V46H205ZM47 45H48V47H47ZM50 45L51 46L53 45V46L51 47ZM111 45L113 46V48L111 47ZM79 46L81 47L82 51H79V49H80ZM130 46L133 47V48H131ZM11 47H15L16 49L21 48V50H20V52H18L16 49H13ZM44 47L48 48V49H45ZM55 47H56V49H55ZM87 47H89V50H88ZM114 47L116 49H119V50L120 49H122V50L125 49V50H123V53H121L122 51L119 53V51L116 50V51H118L119 54L122 55V59H123V57H127V58L124 59L125 62L121 63L122 61L120 60V62H119L120 64L118 62L116 64V60H119L121 58V55L120 56L117 55V52L114 50L115 49ZM189 47H190V49H189ZM42 48L44 49L43 50L44 51L43 54L40 53V52H42L41 51ZM52 48H53V51H52ZM72 48H75L74 51L76 50V52L78 51V53L77 54H76V52L73 53L76 57H74V55L72 54L71 55L72 57L69 55L70 58H68L67 54L72 53L71 52ZM129 48H131V50H129ZM50 49H51V51H50ZM61 49H63V50L60 51ZM139 49H141V50L139 51ZM69 50H70V52L68 53L67 51H69ZM3 51H5V52H3ZM83 51H84V53H83ZM88 51L90 52V54L92 53L94 55V58H96L94 60L101 59L103 61L102 62L103 63V67L105 69H102L103 67H101V69H102L101 73H99L100 70H99V67H97V66H99V62L97 64L96 61H92L93 57L91 55H90L92 57L91 65L93 64V62H95L97 65L93 67V65L91 66L89 64V62L87 63V61H85L86 58L84 59V57L85 56L87 57V55L89 56ZM125 51L127 52L126 56L123 55V54L126 53ZM206 51L208 52V54H207ZM16 52H17V55L15 54ZM52 52H53V54H52ZM108 52H110L109 55H108ZM134 52H137V53H134ZM45 53H48V54H45ZM79 53H80L81 57L83 55H85V56L83 58H81ZM138 54H139V56H137ZM11 55H13V56L15 55V58H17V60ZM110 55H111V62L108 60L109 59L108 56H110ZM148 55H149V57H148ZM192 55H193V57H192ZM201 55L204 56V57L202 56V59H201ZM44 56L46 57V59H45ZM77 56L79 57V59L81 58L82 62H84V63H81L77 59L78 58ZM205 56H206V58H205ZM89 57H87V60H89L88 59ZM115 57H119V59L115 60ZM143 57H145V58H143ZM203 58H205V64H203V65L206 68L202 65V62L204 63V59ZM1 59H2L3 63L1 62ZM8 59H10L9 62H8ZM42 59H45L46 61L42 60ZM54 59H55V64H57L56 62H59V64H62V65H60V69H58L59 67L57 66L59 64L55 65L53 63ZM64 59H65V61H64ZM126 59H127V61H126ZM37 60L40 62V64L42 66L44 65L45 68H44V66L43 67L39 66V64H38L39 62H37ZM105 60H107V61L104 62ZM209 60H212V61H209ZM74 61H76V62L74 63ZM77 61H79V62H77ZM198 61H199V63H198ZM33 62L37 63L38 66L36 64H34ZM114 62H115V64H114ZM135 62H136V64H134L135 65L134 66L133 63H135ZM69 63L72 64V65L70 66ZM102 63H100L101 66H102ZM125 63H126V65H125ZM128 63H129V65H128ZM83 64H84L85 68H83ZM47 65H49V66H47ZM124 65L127 66V67H125ZM150 65H153V67H154L153 70H152L153 67L150 66ZM17 66L22 67V68H20V69L18 68L17 69ZM107 66H108V68H107ZM111 66H113V67H111ZM117 66H118L119 69L117 68ZM187 66H188V68H187ZM197 66H200L202 71L199 70L200 67H197ZM56 67H57V70H56ZM86 67H88V68L86 69ZM95 67H96V69H95ZM123 67H124L125 70L123 69ZM129 67H132L133 70L131 68H129ZM136 67H138L137 69H139V71H141V72H139L136 69ZM148 67H149V69H145L144 72H146V71L148 72L149 70H152V71H150V73L152 74V72H154L155 73L154 74L155 78L154 77L152 78L151 83L154 80L153 84L157 85V86H154L153 84L149 83L150 87L153 85L151 87V89H150V87H147L148 88L147 89V88H145L146 85H142L143 84L142 79L140 81L138 80L139 83L135 84V80H137L139 75L141 74L140 75L141 78H142V75H144L143 74L144 73L143 72L144 68H148ZM150 67H151V69H150ZM196 67H197L198 70H196ZM40 68H44V69L43 70L41 69L42 70L41 71V70H39ZM77 68L80 71V73L78 75L76 74L78 72ZM97 68H98V70H97ZM114 68H116L115 71L119 72L118 73L119 76H117V75L113 76V74H116V72L113 73V74H110V73L114 72V71H112V70H114ZM126 68H128L129 70L128 69L126 70ZM207 68H208V70H207ZM27 69H29L28 70L29 72L27 71ZM67 69H70V70L67 71ZM76 69H77V72L73 73L74 70H76ZM211 69L213 71L214 70L215 71L213 72V71H211ZM56 71H57V73H56ZM88 71H89V73H91L90 74L92 76L91 78L88 77V75H89V73H87ZM110 71H112V72H110ZM124 71L126 73H124ZM127 71H129V72H127ZM132 71H134V72H132ZM156 71L159 74V76L158 75L156 76V74H157ZM210 71H211L212 74L210 73ZM36 72H37V74H36ZM67 72H68V74H67ZM107 72L108 73L110 72L109 75H108ZM136 72L140 73V74L138 75ZM194 72H196V73H194ZM33 73H35V74H33ZM47 73H44L45 76L44 75L41 76V74L40 75L38 74V76L39 77L40 76L44 77V79L46 78V80L49 81V79H47V77H48ZM96 73L97 74L99 73L98 76H97ZM103 73H105V75L108 78L106 76H104ZM122 73H124L126 75H128L130 73V75L124 77V74L122 75ZM133 73H136V74H133ZM190 73H191V75L195 74V75H197V77L199 76L200 77V78L198 77L199 79H201V77H202L203 81L204 82L206 81V82L204 83L202 81L204 84L202 82H201L202 84H199V81H201V80H195V84H193L194 82L193 83L190 82L189 79L191 78V80H192L193 77L195 79L197 77H195L194 75L189 77ZM51 74H50V76H51ZM74 74L79 76V78L78 77L75 78L76 76H74ZM215 74H216V77H213V76H215ZM65 75H68L70 77H68V76L65 77ZM93 75H95V76H93ZM134 75H137V78H135ZM211 75H212V77H211ZM122 76L124 77V79L122 78ZM144 76H146V74ZM144 76H143V79L144 78H149L147 76L146 77H144ZM148 76H150V75H148ZM112 77H115V78L117 77L116 81H117V83H120L119 85L122 88L121 92H120V90H119V92H117L118 89H120L119 88L120 86L118 85L119 87H117V84H116V87H115L113 85V84L116 83V81L114 80L115 78L112 79ZM133 77L135 78V80L133 79ZM188 77H189V79H188ZM217 77H220V79L217 78ZM48 78H50V77H48ZM105 78H107V79H105ZM125 78H126V81L124 83L123 80H125ZM130 78H131V80H130ZM87 79H89V80H87ZM96 79H97V81H96ZM98 79L101 81L100 85L98 84L99 83ZM206 79H208V80H206ZM112 80H114L115 83ZM119 80H120V82H118ZM148 80L149 79H147L146 81L145 80H143V81H145V84H146V82H148ZM54 81H55V79L53 81H51V82L53 83ZM110 81H112V82H111V85L109 86V84H110L109 82ZM155 81L157 83H155ZM193 81H194V79H193ZM196 81H198V83H196ZM209 81H211V83L213 85L208 83ZM216 81L218 83H220V85ZM55 82H54V84H55ZM89 82L94 85V88H93L94 91H93L92 88H89L87 86V84ZM104 82H105V85H104ZM121 82L123 84H125V85L121 84ZM182 83H183L184 86H186L185 89L189 90V91L187 90L188 91L187 95L184 93L185 92L184 90H183L184 92L183 91H182V93L180 92L181 91L180 89H182L181 87L183 86V85H181ZM58 84H55V85H58ZM107 84H108V86H107ZM138 84L140 86H142V87L139 88V89H135V88H137ZM205 84H206V86H204ZM130 85H133L134 87L136 85L135 88L131 86V88L133 89L134 92L130 88L128 89V87H130ZM199 85H202L201 88L204 90V92H206L207 88H210L208 90H211V91H209V93H208V90H207V92L205 94H207V95L210 94V95L209 96L206 95V98L203 95V99L201 98L202 101H203V102H201L202 104H197V106H194V102H195V104L198 103V102H196V99L199 100V98L202 97L200 95L203 93L202 89L200 91V89H199L200 86ZM101 86H102V88H100ZM184 86H183V88H184ZM203 86L206 88V90L203 88ZM108 87H109V89H108ZM158 87H160V88H158ZM178 87H180V89H178ZM193 87H196L198 90H197V92H195L193 94H190L193 91ZM152 88H153V90H152ZM81 89H82V91H81ZM87 89L88 90L91 89L90 90L91 92L90 91H89V93L86 92ZM146 89L148 90L147 92H146ZM212 89L215 91L214 93H213ZM126 90H127V92L130 91L128 93V95H127ZM106 91H107V93H106ZM109 91H110L111 94H109ZM136 91L139 92L138 93L139 95L137 94ZM195 91H196V89H195ZM135 92H136V94H135ZM210 92H212L214 95L211 94ZM220 92L222 94V97L224 96L225 98L223 97V99H222L221 96H218V95H221ZM114 93H115V96H116L117 99H114ZM117 93H118V95L120 93L121 94H123V93L125 94L126 93V95L128 97L126 96V98H125L124 94L121 95L122 97H120V95L118 96ZM130 93H134L132 96L130 95L131 99L129 98V94ZM143 93H145V95H147V93L154 94V95L156 94L157 97H155L154 95H150V96L153 97L152 98V97H150L148 95L149 98H147L146 100L143 99V100H145V102H147V103L144 102L146 105H144L145 107H143V104H141L140 102L143 101L142 100L143 97L144 98L147 97ZM183 93H184V96H182L183 98L181 97L179 99V97L181 95H183ZM141 94L143 95L142 97L140 96ZM134 95H135V98L133 97ZM136 95H137V97H136ZM215 95H216V97H215ZM139 96H140V98H139ZM185 96H186V98L188 97L189 100H188V98L186 100ZM195 96L196 97L198 96V98L194 99ZM210 96H214V97L210 99ZM102 97L105 99V102H101V100L103 99ZM217 97H219V98H217ZM121 98H124L126 101L124 99L122 100ZM132 98H133L134 101H132ZM136 98L139 101L142 100L140 102L138 101L140 104L136 103L137 102ZM214 98H215V101H214ZM118 99H121L123 101V103H122V101H120ZM149 99H151V100L153 99L154 100V101L153 100L151 101L152 102L151 105L148 104L150 102ZM181 99H182V101H180ZM204 99H205V101H204ZM219 99H221V100L217 101ZM117 100H118V102L119 101L120 102L117 103ZM124 101H125V103H124ZM128 101H129V103H128ZM183 101H185V102H183ZM188 101H190V102H188ZM216 101L218 102V105L217 104L213 105V104L216 103ZM221 101L223 103H219ZM91 102L89 103L90 105L92 104ZM98 102H99V104H98ZM187 102H188V104H187ZM86 103H85V99H84V102L82 104L83 105L85 104L86 105L85 107L87 108L90 105L89 104L87 105ZM73 104L75 106L72 105V107H71L72 110L76 114H78V113L81 114L82 113L81 105H79V104H77L75 102ZM186 104L188 105V107H186ZM204 104H205V106L206 105L210 106L211 109L209 107L208 110H207V107H204ZM252 104H254V105H252ZM123 105L124 106L126 105L127 107L126 106L124 107ZM201 105H203V106H201ZM248 105L249 106L251 105L252 107L250 106L251 108L249 109V108H247V107H249ZM149 106H152V109L154 107L155 108L154 111L157 110V112H154L151 109V111H152V113H151L150 110H149L150 109ZM157 106L159 107V110H158ZM163 106H164V108L162 109ZM189 106H190V108H189ZM193 106L196 108L197 112H199V113H197L196 110L194 111V109H193L194 107ZM214 106H215V108H213ZM134 107H137V108L140 107V108L138 110L137 108H134ZM148 107H149V109H148ZM122 108L125 109V110H123ZM145 108H147L148 110H146ZM177 108H178V110H180V112H178ZM189 109H191V110H189ZM198 109H199V111H198ZM228 109H230V110H228ZM219 111H221V112H219ZM100 112L101 111H99V113ZM143 112L147 113V115L150 112L149 115H152V116H146V114L143 113ZM235 112H237L238 114L236 115ZM144 114H145V116H144ZM211 114H212V117L210 116ZM89 115H90V113H89ZM157 115L159 116L158 119H157ZM184 115H186L187 118L188 117H190V118L187 120V118H185L186 116H184ZM196 115H198V117H196ZM205 115L207 116V119H211L212 122L209 123L208 122L209 120H206V118H205L206 116ZM90 117H91V115H90ZM102 117H104V118H102ZM108 117H109L108 114L104 111V112H101V118L100 119H96V118L92 117V122L94 124H96L97 126H99V127L105 125L106 128H110V127L114 126V120H112V118H108ZM231 117H233V118H231ZM163 118H165V119H163ZM176 118L180 120V123L183 122V119L185 118L184 120H185L186 123L184 122V124L185 125L187 124L186 126H187L188 129L190 128V130L189 131L184 130V126L182 127V125H184V124L181 125L180 123H178L175 120ZM197 118H199L201 122H203L204 120H206V121L203 122V123H200L199 119H197ZM213 118H215L214 120H218V122H220L219 124L222 126L221 128H220V125L217 124V121H213ZM190 119H192V120H190ZM234 119H235V121H237L236 123H235ZM96 120H99V121H96ZM100 120L103 121L104 123L101 122ZM168 120H169V122H168ZM174 120L176 121V123L179 124V126H177L178 124L175 125L176 128L178 127L177 129L174 127V122H173ZM260 120L262 121V123L260 122ZM171 121H172V124H171ZM198 121L200 123L199 125H197ZM230 121H232L233 123L230 122ZM193 122L196 123L194 126L197 125V126H200V128L198 129V128L192 126ZM40 123H43L42 119L40 120ZM151 123L153 124V126L155 128L150 125ZM229 123H230V125L234 124V123L235 124L230 126ZM250 123H253V124H250ZM211 125H213L216 128H218L217 134H220V132H219V130H220L221 131V135H222V129L225 130V132H223V135H225V133H226V135L225 136H219L218 135L219 139H218V136H217V139L218 140L222 139L224 143H225V141H227L229 144H227V143L223 144L222 140L218 141L217 139H215L217 134L213 133V132H216V130L214 131V129L212 128ZM202 126H204V127H202ZM169 127L172 130H175V131L174 132L172 130L170 131ZM192 127H193V132H192ZM226 127L229 128V129H227ZM163 128H164L165 131L162 130ZM204 128H206V130ZM235 128H236V131H234ZM226 129H227V131H226ZM179 130H180V132H179ZM153 131L151 132L152 133L151 134V136H152V139H151L152 143L151 144H152V148H153L152 151L155 152L154 151V147L157 146L156 144H159L161 142L159 141L160 138H158L159 137L158 134H160V132L158 133V131H157L156 134H154V136L156 135L157 138H158V141L155 142L157 139H156V136L153 137ZM169 131H170V134H169ZM194 131L197 132V133H195L196 136L194 135L195 137L193 136ZM103 132L104 131L101 132L102 135H104V133H105V132L104 133ZM186 132H188V136H187ZM191 132H192V134H191ZM210 132H211V134H210ZM227 132L230 133V136H229V133H227ZM144 133L146 135H148L150 133L147 130V126H146V129H145ZM177 133H178V138L175 140L174 138H176ZM234 133H236V134H234ZM161 134H160V137H162V139H163V136H165V135L162 136ZM238 134H241V135H238ZM198 136H200V137H198ZM164 138H165V140L163 142L166 141V138H168V136H165ZM177 140L181 141V143L178 142ZM172 141H175V143L172 142ZM210 141H212V142L210 143ZM251 141H252V143L253 142L255 143V145L251 144V146L253 147L252 149L254 150L255 149L254 147L259 145L257 147L260 150L255 149V151H253V153H252L251 152L252 151L251 147L249 148V146H250L249 143ZM99 142H98V144H99ZM194 143L195 144H199L200 146L199 145H195ZM208 143H209V145L207 146L206 144H208ZM246 143H247V145H246ZM211 144H213V145H211ZM216 144H218V145H216ZM244 144L246 145V147H245ZM159 145H162V144H159ZM226 145H228V147ZM171 146H172V144H171ZM194 146H197V147H194ZM201 146L203 148H201ZM212 146L213 147L215 146L216 148L215 147L213 148ZM221 146H223L224 149ZM160 147H158L159 149L156 150V151L160 152ZM177 148H175V149H177ZM206 148H207V150H205ZM230 150H232V151H230ZM256 150L259 153V155H257ZM205 151L207 152V155H206ZM223 151H224V153H223ZM259 151H261L262 153L259 152ZM203 153H205V154H203ZM233 153H234V155H233ZM202 154H203V156H202ZM260 154L262 156H260ZM111 155H112V153H111ZM148 155H150L152 157V152L149 151ZM228 155H229V157L233 158V159H230L231 161H229ZM110 156L106 160L104 159L102 161H103V164H105L104 163V161H105V162L109 163L108 165H110V166L113 165V166L109 167L111 169V168H114L115 164H116V166H117V164L119 165L121 163V162H119L121 159L118 158L119 161L115 160L117 157H115L114 154L112 156L115 159H111L112 157L110 158ZM199 156H200V158H199ZM195 157H196V159H195ZM257 157L258 158L260 157L259 160L257 159ZM201 158L203 160V163H202ZM197 159L199 160V162H198ZM109 160H110V162H109ZM114 160L116 162H119V163H115ZM205 160L208 161V162L210 160V162L206 163ZM111 161L114 162L115 164L114 163L112 164ZM200 161H201L202 164L206 163L207 167L202 165V164H200ZM121 165H122V163H121ZM121 165L118 166L119 169H118V171H116V173H114L115 170L117 169L116 166H115L116 168H114L115 170L111 169L112 171L111 170L109 171V172H113L114 175L112 173L108 174V170H107V169H109V168H107L108 166L105 167V169L103 167V169H104L103 172L107 174V175L105 174V176H107V179L109 180V182L107 184V187L104 188V191L107 193V196H106L107 197V199H106L107 204H109V206L112 205L110 207H117L120 204L119 201H121V202L128 201V200H125V199H128V198H125L126 196L122 197V196L119 195L118 189H116V188H120L118 185L122 186L123 183H125V184H123L124 186H126V185L130 186L132 184V182H133V180H129V179L130 178L132 179V176L134 178V174L129 173V170H127L128 168L126 169L127 165L125 163H123L122 166ZM214 165H216V167ZM210 166H212V167H210ZM170 167L168 168L169 170H171ZM194 167H196L197 169H195ZM29 168L30 167H27V171H31L32 172V170H30L31 168L30 169ZM172 168L174 169V166H172ZM206 168H207V171L205 170ZM190 169L192 171H193V169H195V170L192 173V171ZM126 171L128 173H126ZM202 171H205V173L202 172ZM209 171H211V172H209ZM213 171H214V173H213ZM122 172H124V174L125 173L126 174L124 175ZM194 172L197 173V174L199 173L201 176H202V174H203V176L206 175L210 180L207 178L208 180L206 181V176H204V177L202 176L204 178L203 179L202 177L199 176V174L195 175ZM215 172H218V175L220 176L219 177L220 180L218 178L217 173H215ZM117 173L120 176H118ZM210 173H211V175H210ZM34 174H32V175H34ZM99 174L103 175L102 172L99 173ZM115 174H117V175H115ZM122 174H123V176H122ZM129 174H131L132 176L129 175ZM108 175H109V177L111 179H109ZM111 175L113 176V180H112V176ZM105 176L103 178H105ZM129 176H131V177H129ZM193 176H196V177H193ZM197 176H199L200 180L197 178ZM114 177L117 178L118 180L119 179H121V180L118 182V181H116L117 180L116 179L115 182H114ZM124 177H125V179H124ZM40 178H42V179H40ZM122 178H123V180H122ZM107 179H106V182H107ZM134 179H136V177ZM201 179H202L203 183L200 184L198 182H200ZM37 180H39V182H41V184L38 185L39 188L42 187V182L44 181L43 180V175H37ZM128 180L130 181V185L128 183ZM172 180H173V182H172ZM227 180H230V181H227ZM175 181L178 182V183H176ZM205 181H206V184H205ZM213 181H215V182L213 183ZM134 182H133L132 185H134ZM166 182L169 183L168 184L169 185L168 189H167V186H166L167 185ZM170 182L173 183V184L171 185ZM112 183H113V185L116 184V186L112 185L111 187H108V185L109 184L111 185ZM135 184H136V182H135ZM137 184H139V182ZM161 184H159V185L161 186ZM202 184H203L204 187H201ZM113 187H115V188H113ZM177 187L176 188L172 187L173 189H171V190H174V188L177 189ZM188 188H187V191H189ZM185 191H186V189H185ZM152 194L153 193L151 191V193L149 194V202L154 199V197L151 198ZM2 198L4 199L5 197H2V195H1L0 199H2ZM199 198H198V200H199ZM207 198H209V199L207 200ZM116 199H118L117 203L115 202ZM198 200H196V202ZM154 201H155V199H154ZM4 202H6V199L4 200ZM212 205L214 207H212ZM210 207H212V208H210ZM56 208H57V206L55 207V205H52L51 206L52 212L55 209L57 214L59 215V217H65L64 216L65 214H62L64 212L59 210L58 208L57 209ZM211 209H214L215 212L213 210L211 211ZM53 213L56 215L55 212H53ZM153 214H156V212L155 213H154V211L150 212L151 219L153 218L152 221H155L157 219V217H159V216H157L158 214L155 215L157 217H155V220H154ZM114 215H116V214H114ZM206 215H205V217H206ZM210 215L213 218L210 219V217H211ZM223 215H224V217H223ZM159 219H160V217L158 218V221H159ZM156 222H157V220L155 221V223ZM166 226H169V224H167ZM211 227L212 226L210 225L209 228H211ZM214 227L215 228L218 227L217 228L218 230L222 229L223 231L221 230L222 231L221 232V231H218L217 229L215 231ZM198 231L199 230L194 231L195 234L192 233L193 235H191V237H192L191 239L197 240V238H194V237H196L199 234ZM208 231H209V233H208ZM171 232L174 233V234L177 233L176 234L177 237L175 236V238L177 240L178 239L180 240L181 236H183L182 234L180 235L181 232H176V233H175V231L174 232L171 231ZM223 232L227 233L225 235L229 236V237L227 236L228 237L227 240H225V237H226L225 235L222 236ZM234 233L237 234V236ZM157 234L155 235V238H154L156 243L157 242L162 243V237H163L162 234L159 233L158 236H157ZM178 234L180 235V237L178 236ZM200 234H201V236L204 235L202 232ZM201 236L198 235L197 237H199V240H197V242L195 241L197 244L199 243L198 245H200V243H201L200 239L203 238ZM212 238H214L217 242L214 240V242H215L214 243ZM198 241H200V242H198ZM204 241H205V239L202 242H204ZM0 242H1V233H0ZM193 242L194 241L187 242L188 248L187 247L183 248L182 245H181L182 246L181 247L180 244L175 243L176 246H177L176 247L177 250L175 249V251H179V252H181L184 255H188L190 252H192V251L194 252V250L197 249V250H195L196 253H197V251L200 248H197L196 246L193 248V246L195 245V244H193ZM225 245L229 246V248H231L232 246H233V248L234 247L238 248V249H236L238 251V255L236 256L235 252L232 253L233 252V251H231V250H233L232 248L228 249L227 246L225 248ZM147 247L148 246H146L145 248L147 249ZM150 249H147V250L151 251ZM224 251H226V252H224ZM230 254L232 255L231 257H230ZM234 255H235V257H233ZM242 258L244 259L245 262L243 261ZM222 263L224 264V262H222ZM228 263L225 262V264H228ZM160 264H161V261H160ZM181 264H184V263L182 262Z\"/></svg>", "mask_w": 264, "mask_h": 264}]
</instances>
